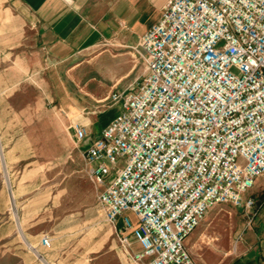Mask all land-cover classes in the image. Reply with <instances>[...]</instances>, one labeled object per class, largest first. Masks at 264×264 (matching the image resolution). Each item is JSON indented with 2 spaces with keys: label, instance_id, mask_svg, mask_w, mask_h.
I'll use <instances>...</instances> for the list:
<instances>
[{
  "label": "built area",
  "instance_id": "built-area-1",
  "mask_svg": "<svg viewBox=\"0 0 264 264\" xmlns=\"http://www.w3.org/2000/svg\"><path fill=\"white\" fill-rule=\"evenodd\" d=\"M145 75L101 103L119 113L87 141L84 157L107 220L123 245L132 230L136 264H198L187 246L221 203L253 213L264 175V0H169L141 37ZM132 212L133 224L126 213ZM35 249L45 251L44 234ZM41 249H43L41 251Z\"/></svg>",
  "mask_w": 264,
  "mask_h": 264
},
{
  "label": "rangeland",
  "instance_id": "rangeland-1",
  "mask_svg": "<svg viewBox=\"0 0 264 264\" xmlns=\"http://www.w3.org/2000/svg\"><path fill=\"white\" fill-rule=\"evenodd\" d=\"M25 29L9 1L0 0V264H48L32 248L44 234L52 245H120L89 176L85 141L72 135L71 124L89 119L73 107L62 110ZM96 110H105L100 119L106 121L119 105L98 102ZM261 178L251 191L257 199L252 214L217 204L188 238L200 264L247 259L253 245H264Z\"/></svg>",
  "mask_w": 264,
  "mask_h": 264
},
{
  "label": "crops",
  "instance_id": "crops-1",
  "mask_svg": "<svg viewBox=\"0 0 264 264\" xmlns=\"http://www.w3.org/2000/svg\"><path fill=\"white\" fill-rule=\"evenodd\" d=\"M8 1L25 30L34 36L33 56L62 110L67 113L65 108L73 107L84 113L92 137L99 136L115 116L101 120L105 110L97 111V103L114 90L134 88L141 82L145 65L136 49L142 35L159 21L169 0ZM87 144L85 141L83 146ZM257 180L261 185L262 178ZM135 219H131L134 225L138 222ZM114 227L117 233L124 229V218L120 217ZM132 233L124 231L131 245H52L45 257L48 264H136L132 256L142 246ZM223 264H264V245H253L247 259Z\"/></svg>",
  "mask_w": 264,
  "mask_h": 264
},
{
  "label": "bare ground",
  "instance_id": "bare-ground-1",
  "mask_svg": "<svg viewBox=\"0 0 264 264\" xmlns=\"http://www.w3.org/2000/svg\"><path fill=\"white\" fill-rule=\"evenodd\" d=\"M102 101V100H101Z\"/></svg>",
  "mask_w": 264,
  "mask_h": 264
}]
</instances>
